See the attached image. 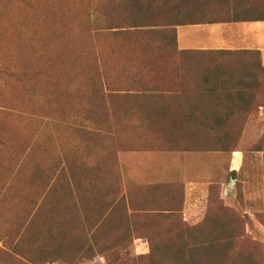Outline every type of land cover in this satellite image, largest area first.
Returning <instances> with one entry per match:
<instances>
[{
  "label": "rangeland",
  "instance_id": "374dc122",
  "mask_svg": "<svg viewBox=\"0 0 264 264\" xmlns=\"http://www.w3.org/2000/svg\"><path fill=\"white\" fill-rule=\"evenodd\" d=\"M189 1L196 3L197 0H0V264H30L27 260L45 249L43 229L34 230L41 233L36 237L28 232V223L32 220L30 225L36 227L44 219H53L59 211H66L70 204L69 190L79 185L71 182L72 174L80 179L94 178L95 174L88 171L104 154L106 163L97 181L103 179V172L108 169V183H114L115 158L117 161L118 157L129 159L134 153H151L156 159H166L167 172L162 171V177L168 174L171 184L182 186V211L196 214L198 218L206 212L210 186H204L202 177L215 176L214 171L219 179L211 185L219 189V194H215L220 199L219 210L231 215V240L227 243L230 253L224 264H263L264 120L261 109L234 116L227 125L233 133L228 128L222 129V133H228V139L214 140L211 135L199 134L197 129L196 134L203 143L196 147L211 150L210 153H181L177 152L179 148L189 147L190 140L178 137L137 140L139 118L135 99L118 98L102 105L92 98L99 94L96 90L102 82L112 87L136 82V65H143L146 71L153 70L155 58L150 53H162L163 49L149 47L146 38L137 44L136 26L146 29L164 26V15L171 12L180 18L190 13L194 18L184 21H197L202 13L187 6ZM153 16L154 19L147 20ZM179 21L182 22H176ZM185 31L196 36L197 41L205 42L204 28ZM194 68L204 69L203 65ZM152 75L147 74L144 80L152 83L158 78L160 81L156 82L174 83L181 78L176 75L165 81L163 76ZM199 78L200 75H188V82L197 85ZM213 110L197 109L191 120H201L199 111ZM191 112V108L178 106L166 109V115L160 117L171 124L175 119L190 116ZM151 115L158 117L155 113ZM86 133H94L96 143H86ZM221 141L229 152L214 153L221 148L218 144ZM236 155L238 166L228 172L223 164L228 157ZM214 156L221 160L212 161L211 171L205 172L206 167L199 159ZM120 165L117 172L124 182L122 188L132 187L136 174L126 164ZM150 167V175L144 172L146 180H162L159 177L162 166L151 164ZM210 210L213 209L210 207ZM198 218L188 222L196 225L202 220ZM120 236L110 232L103 244L106 252H110V263L132 264L131 245L117 248L118 244L125 243L116 241ZM103 258L107 264L106 257ZM94 261L101 264L97 258L81 264H94Z\"/></svg>",
  "mask_w": 264,
  "mask_h": 264
},
{
  "label": "trees",
  "instance_id": "16d2710c",
  "mask_svg": "<svg viewBox=\"0 0 264 264\" xmlns=\"http://www.w3.org/2000/svg\"><path fill=\"white\" fill-rule=\"evenodd\" d=\"M191 3L189 1L186 5H191L192 10L202 13L197 21H184L194 18L190 13L180 18L179 14L171 12L164 15L166 21L164 26H148L147 29L136 26L137 44L144 42L146 38L150 42L149 47L163 49L162 53H150V57L155 58L153 70L146 71L143 65H136V82L113 87L102 82L96 90L99 94L92 98L102 105L110 104L118 98L129 101L135 99L136 115L139 118L138 122L136 121L137 140L144 137L158 140L185 138L190 140L189 147H180L177 152L210 153L211 150L202 151L196 147L203 143L201 137L196 134L197 129L199 134L211 135V139L214 140L228 139V133L225 131L222 133V129L228 128L226 130L233 133L227 125L234 116L249 115L258 112L259 109L264 111V68L260 53L257 51L181 52L177 48L176 28L264 22V0H197L196 3ZM154 18L153 16L147 20ZM177 20L182 22H176ZM110 30L114 29L110 28ZM213 63L216 65L213 66ZM196 65H203L204 69L198 71L194 68ZM147 74L163 76L165 81L176 75L181 78L174 83L156 82L158 78L148 83L146 79L144 80ZM193 74L198 77L200 75L201 79H197V85L188 82V75L193 76ZM178 106L191 108L190 116L175 119L171 124L161 119L166 115V109H176ZM201 108L214 110L199 111L201 120H191V115ZM152 109H154L152 113L158 117L151 115ZM86 137V143L97 141L94 139V133H86ZM218 144L222 150H214V153L229 152L224 142ZM106 158L107 155L103 154V159L100 158L88 171L95 174L94 178L86 176L80 179L76 174L71 175V182L74 181L79 185L77 188H72V191L69 190L70 204L66 211H59L53 219H44L41 221L43 223L36 227L30 225L32 220L28 223V232L30 230L36 237L41 233L34 230L37 227L43 229L45 238L42 241L46 246L42 251L40 248V253L27 262L30 264L38 262L53 264L59 261L63 264L90 263L99 256L110 253L106 252L107 249L105 250L103 246L110 232L121 234L116 241L125 242L118 244L117 248L123 244L121 249L126 245L130 246L132 243L130 231L135 224L136 229L140 227L141 217L148 214L156 217L151 219L155 224V231L165 234L160 233L153 237L136 235L141 239L147 238L150 253L147 257L133 259L132 264H224L226 262L230 253L227 243L231 240V215L219 210L220 199L215 198V194H219L217 187L210 185L208 188V206L203 221L195 226H188L181 216L184 205L182 186L167 184L132 186L123 189L121 176L119 179L117 172L119 167L117 157L113 162L116 168V181L108 183L110 176L108 169L104 170L103 179L97 181L102 176ZM210 207L213 210H210ZM222 220L225 221L221 222ZM222 236L225 239H222ZM262 258L264 264V253Z\"/></svg>",
  "mask_w": 264,
  "mask_h": 264
},
{
  "label": "crops",
  "instance_id": "0c3cea01",
  "mask_svg": "<svg viewBox=\"0 0 264 264\" xmlns=\"http://www.w3.org/2000/svg\"><path fill=\"white\" fill-rule=\"evenodd\" d=\"M239 26V27H238ZM189 28H204L207 32V35L204 36L205 42H199L197 41V37L193 35H189L191 33H187V29ZM229 30L231 31V34L229 33ZM226 33V34H224ZM193 40V41H191ZM196 40V41H194ZM176 42H177V48L181 52H190V51H203V52H213V51H228V52H239V51H257L260 53L261 58V64L264 68V22L259 23H237V24H217V25H204V26H192V27H178L176 28ZM201 45H198L200 44ZM263 110L261 109V118L264 120V115L262 114ZM220 156V155H218ZM158 160V162H157ZM214 160H221V157H210L209 159H199V163L206 167L205 172H209L210 167H212L211 162ZM151 164H158L161 165L160 169V179L162 180H155L152 181L151 179H147L146 175H150L148 173L149 171L152 172ZM164 161V164H163ZM209 161V162H208ZM161 162V163H159ZM166 159L164 157H152V154H136L134 153L131 158L129 159H123L118 157V164H126L128 168H132L135 175V180L131 185L133 187H140V186H152V185H167L171 184L170 180H168V174L164 175L162 177V171L167 172L166 168ZM238 157H228L227 161L223 164V168H227V171L234 170L236 166H238ZM163 164V165H162ZM145 165V167H144ZM146 165H149L147 167ZM121 166V165H120ZM169 171H171L169 169ZM211 171V170H210ZM145 172V174H144ZM212 173L215 176H207L202 177L204 178V186L211 185V182L214 180L216 181L219 179V176L215 174L214 171ZM139 174V175H138ZM144 175V177H141ZM124 181V180H123ZM124 183V182H123ZM122 183V184H123ZM128 184V183H127ZM224 185L223 183L221 184ZM229 187V186H228ZM230 192V190H229ZM231 193V192H230ZM163 216V215H161ZM166 216V215H165ZM182 220L185 222L188 226L190 225V222H188V219L190 221H194L196 218V214L186 212L182 213ZM198 216V215H197ZM206 214L203 213L201 217L198 219H202L199 223L200 224L203 219L205 218ZM156 218L155 215L148 214L146 216L141 217L142 223L141 226L136 229L135 227L130 231L132 233V243L131 248L133 252V259L141 258V257H147L150 253V246L147 238H138L136 235H140L141 237H153L156 234L164 233L160 231H155L154 228L155 224L151 222V219ZM196 224V225H197ZM195 226V225H193ZM157 230H164L165 229H157ZM103 257H106L107 264L110 263V256L108 255H102L99 256L97 259L101 261V264H105V261ZM109 257V258H107ZM94 264L95 261H94Z\"/></svg>",
  "mask_w": 264,
  "mask_h": 264
},
{
  "label": "water",
  "instance_id": "95a60500",
  "mask_svg": "<svg viewBox=\"0 0 264 264\" xmlns=\"http://www.w3.org/2000/svg\"><path fill=\"white\" fill-rule=\"evenodd\" d=\"M231 184H232V188H233V185H234V182H233V180H231V182H230Z\"/></svg>",
  "mask_w": 264,
  "mask_h": 264
}]
</instances>
